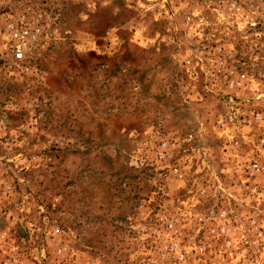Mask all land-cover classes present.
<instances>
[{"label":"rangeland","instance_id":"rangeland-1","mask_svg":"<svg viewBox=\"0 0 264 264\" xmlns=\"http://www.w3.org/2000/svg\"><path fill=\"white\" fill-rule=\"evenodd\" d=\"M0 264H264V0H0Z\"/></svg>","mask_w":264,"mask_h":264}]
</instances>
